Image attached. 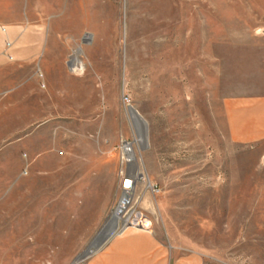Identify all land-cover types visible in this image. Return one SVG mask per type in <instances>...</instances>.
<instances>
[{
  "label": "rangeland",
  "instance_id": "obj_1",
  "mask_svg": "<svg viewBox=\"0 0 264 264\" xmlns=\"http://www.w3.org/2000/svg\"><path fill=\"white\" fill-rule=\"evenodd\" d=\"M23 1L61 33L73 112L44 136L57 163L45 180L32 121L30 163L0 185V264H70L107 226L124 142L143 177L138 207L162 238L207 264H264V142L231 143L221 111L235 71L264 54V0Z\"/></svg>",
  "mask_w": 264,
  "mask_h": 264
},
{
  "label": "crops",
  "instance_id": "obj_2",
  "mask_svg": "<svg viewBox=\"0 0 264 264\" xmlns=\"http://www.w3.org/2000/svg\"><path fill=\"white\" fill-rule=\"evenodd\" d=\"M24 5L23 0L13 4L0 0V185L23 177L22 167L30 163L28 131L33 122L36 142L43 147L33 163L44 181L47 167L57 165L52 142L44 136L58 125L55 121L73 112L72 91L64 86L67 83L70 89L72 81L56 47V41L61 45V33L51 37L45 18H31ZM7 41L10 46L5 51ZM48 71L54 73L53 86ZM235 72V83L221 96L226 134L235 145H259L264 142V54L255 55L247 68ZM86 264L207 263L203 254L183 250L154 227L149 231L127 227L113 232Z\"/></svg>",
  "mask_w": 264,
  "mask_h": 264
},
{
  "label": "built area",
  "instance_id": "obj_3",
  "mask_svg": "<svg viewBox=\"0 0 264 264\" xmlns=\"http://www.w3.org/2000/svg\"><path fill=\"white\" fill-rule=\"evenodd\" d=\"M10 43L5 44V51L9 48ZM124 101L128 102V98L124 97ZM127 143V142H125ZM123 168L118 175V196L115 206L110 212V217L115 223V230L113 232H120L127 227H136L143 230H151L153 227L152 220L146 213L138 207V202L141 198V193L137 192V183L143 177L138 169H134L126 158L122 145L120 147ZM152 191H155L153 185H150ZM149 220L150 224L146 225L144 222Z\"/></svg>",
  "mask_w": 264,
  "mask_h": 264
},
{
  "label": "water",
  "instance_id": "obj_4",
  "mask_svg": "<svg viewBox=\"0 0 264 264\" xmlns=\"http://www.w3.org/2000/svg\"><path fill=\"white\" fill-rule=\"evenodd\" d=\"M130 118L132 124L136 130V133L141 136V148L145 149L147 147V123L143 117L138 113L137 110L130 107L129 109ZM111 230H106L103 226L94 236V238L88 243L84 250L79 253L70 264H76L97 251L112 235Z\"/></svg>",
  "mask_w": 264,
  "mask_h": 264
},
{
  "label": "bare ground",
  "instance_id": "obj_5",
  "mask_svg": "<svg viewBox=\"0 0 264 264\" xmlns=\"http://www.w3.org/2000/svg\"><path fill=\"white\" fill-rule=\"evenodd\" d=\"M83 68H84L83 67V63L78 60V70L81 72V71H83ZM138 137H139L138 142L140 141V143H141V136L138 135ZM122 150L124 151L126 158L129 160V164L136 170L137 167H136L135 158H134V151H133V148H132L131 144L130 143H125V142L122 143ZM147 186L149 187L150 183ZM105 229L106 230H111V232H113L115 230V223L112 221L111 218H109L107 226L105 227Z\"/></svg>",
  "mask_w": 264,
  "mask_h": 264
}]
</instances>
